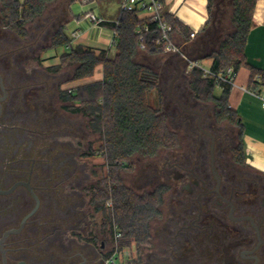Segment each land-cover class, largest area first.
<instances>
[{
	"label": "trees",
	"instance_id": "1",
	"mask_svg": "<svg viewBox=\"0 0 264 264\" xmlns=\"http://www.w3.org/2000/svg\"><path fill=\"white\" fill-rule=\"evenodd\" d=\"M79 1L0 0L1 26L6 37L26 39L29 30L38 27L42 21L45 27L50 24L49 28L53 32L50 31L44 38L48 40L45 50H70L63 52L60 63L49 70L57 73L67 67H74L73 75L67 82L91 78L99 66L103 67L102 80L72 89L61 88L59 99L64 110L82 115L87 120L89 132L100 137L98 148L84 154L86 157L102 156L108 167L104 183L94 188L91 202L95 210L102 213L113 239L116 227L122 233L123 240L129 244L135 242L141 248L151 238L152 223L162 214L164 195L169 187L158 184L153 191L139 194L123 182L119 170L131 168L135 157L153 158L160 152L173 151L179 146L180 136L170 121L173 113L179 118L185 114L173 101H165L162 74L147 62L148 59L169 58L168 62L173 61L177 67L176 57L166 53L159 44L161 32L156 23L141 20L136 13L121 10L116 12L115 20H106L101 24L117 33L114 57L110 56L109 49L96 50L83 44L73 46L74 38L68 33L67 25L72 20L71 5ZM218 1L208 0L209 19L193 40V30L164 8V18L172 26L173 41L177 45L187 44L186 49L206 46ZM93 2L104 13L106 5H119L121 0ZM163 2L165 5V0ZM256 3L257 0H224L217 20L218 35L211 42L214 48L197 54L195 58L211 59V69L216 72L232 68L237 73L243 66H249L251 83L256 75H260L262 86L264 71L250 65L245 53L254 24ZM145 25L149 26V31L143 32L145 49L141 50L137 30L144 29ZM187 78L194 99L212 103L216 122L225 123L235 130L238 144L232 149V156L238 163H245L244 124L239 113L229 107L232 87L221 86L222 93L216 96L214 90L218 84L213 79L204 78L201 69H193ZM112 253L106 257L109 258ZM49 261L47 259L44 264H49ZM134 264H140L139 259Z\"/></svg>",
	"mask_w": 264,
	"mask_h": 264
},
{
	"label": "rangeland",
	"instance_id": "2",
	"mask_svg": "<svg viewBox=\"0 0 264 264\" xmlns=\"http://www.w3.org/2000/svg\"><path fill=\"white\" fill-rule=\"evenodd\" d=\"M77 3L81 4L80 1ZM106 8L110 9L112 16H115L116 12L120 11V4H109ZM52 15L50 17H53ZM49 27H51L50 24L45 27L42 21L38 27L29 30L26 39L14 36L12 41H15L16 45L9 42L5 44L8 49L9 47L10 49L25 47L23 55L27 56V59L22 63L20 70H16L22 75L31 77V80L22 85L33 84L36 87H42L44 95L41 100L43 104L40 103L39 110L16 117H7L5 114L6 117L0 119V189H7L14 182L11 175L14 170L18 171L21 165H25L22 161L37 159L35 182L39 183V186L44 185V191H39L42 207L38 213L39 217L41 214L44 215V260L51 259L49 264H68L73 259L79 261V256L72 258L77 253L93 260V253L85 247V243L90 242L94 245L92 251L97 256L102 255L103 264H106V255L116 249L119 251L118 264H134L138 259L141 264L140 255L145 256L146 259L147 254L155 250L156 242L153 232L149 241L142 244L141 248H138L135 242L129 244L123 239L116 243L109 232V225L104 223L102 213H98L91 202L94 188L104 183L108 167L102 156H84L90 149L98 148L101 143L100 137L89 132L86 128L87 120L82 115L70 113L62 107L59 90L76 87L74 85L77 82H67L73 75L74 67H67L57 73L49 70L60 63L59 52L63 50L61 48L45 50L48 40L42 41L40 35L44 33L45 38L46 34L53 30ZM39 43L42 47L33 52L39 47L37 46ZM212 48L214 45L210 44L209 50ZM114 55L112 53L111 56L114 57ZM168 59H148L147 62L162 74L165 101L170 103L172 100L169 97L170 86L178 69L174 62L169 63ZM210 62L211 59L200 60L205 67H208ZM181 66L184 69V66ZM98 73L100 70L96 72ZM188 74L186 71L182 72V76L174 83L172 95L182 104L185 100L189 104H196L194 109H198L204 115L203 129L210 133L214 132L220 142H228L225 153L219 155L232 156L231 151L238 144L235 130L233 131L225 123L216 122L212 103L194 99L189 91ZM214 92L216 96H220L221 86H216ZM173 107L176 106L173 104ZM19 109L23 111V105H19ZM208 113L213 116L207 117ZM198 119L196 115H184L183 118H179V115L173 113L170 122L180 136L179 146L173 151L160 152L153 158L135 157L131 168L119 170L123 182L139 194L153 191L158 184H166L170 188L172 176H170V182L155 177L157 172L162 170L165 158L171 161L175 158L185 161L187 157L186 163L189 164L195 159L209 155L210 139L198 128ZM2 125L16 128L8 129ZM39 161L41 164H38ZM27 163L29 164L28 161ZM42 166H44V179L40 180L38 176L40 177L39 172ZM12 199L11 197L2 198L7 204ZM172 199L170 191L164 195L162 214L153 221V230L160 226L163 220L168 219ZM33 206V199L26 202L24 200L21 209L29 210ZM0 209H2L0 212L1 235L4 230L10 228L12 216H9V209L5 207ZM168 246L171 247V243ZM161 256L167 257V254L162 253ZM82 259L80 258V261ZM166 263H169V260Z\"/></svg>",
	"mask_w": 264,
	"mask_h": 264
},
{
	"label": "flooded vegetation",
	"instance_id": "3",
	"mask_svg": "<svg viewBox=\"0 0 264 264\" xmlns=\"http://www.w3.org/2000/svg\"><path fill=\"white\" fill-rule=\"evenodd\" d=\"M211 29L212 31L208 33L210 35L213 34L212 21ZM40 39L44 41V33L40 35ZM6 42L16 45L15 41L6 37L0 21V75L2 77V82L0 79V119L5 114L7 117H16L39 110L44 95L42 87H36L33 84L22 85L31 80V77L22 75L16 70L21 68L22 63L27 59V56L23 55L25 47L18 49L9 47L8 49ZM37 46L39 47L33 52L41 48L42 44L39 43ZM182 72H185L183 68L179 77L182 76ZM3 88L6 89V93ZM171 101H174L185 116L196 115L199 118V114L184 111L175 100ZM183 104L189 110L199 111L194 109L196 104H189L187 100ZM19 105H23V111L19 109ZM42 108L44 109V106ZM199 112L202 118L201 127H203L204 115L201 111ZM211 116L213 115L207 114V117ZM197 126L202 131L198 123ZM210 134L215 139L214 166L219 180L213 171L212 138L207 134L210 139L209 155L195 159L194 162L189 161V164L186 163L187 157L185 161L177 158L171 161L165 158L162 170L157 172L155 177L170 182V176H172L171 187L168 190L173 197L170 202L171 213L160 226L155 227L154 230L152 227L156 242L155 250L148 253L146 259L145 256L140 255L141 264H264V170L255 169L247 162L238 163L233 156L221 157L219 154L225 153L228 142H220L214 132ZM22 162H25V165H21L18 171L14 170L11 175L14 182L7 189L19 182L29 183L40 200V206L23 224L25 218L36 206V200L29 188L19 185L11 193L0 195V200L6 197L13 198L8 204L3 200L0 202V208L9 209V216H12L10 228L0 235V264H44L46 262L44 260V215L41 214L40 217L38 215L42 207L39 191H44V185L39 186V183L35 182L37 159H25ZM38 164L41 162L39 161ZM192 164L194 166H191ZM39 173L38 178L44 179V166ZM32 199L34 200L32 209H21L24 200L26 202ZM8 230L18 231L9 234L1 241ZM169 243L171 247L168 246ZM85 244L89 252L93 253V260L77 253L72 258L79 256V261L73 259L72 264H103L102 255L97 256L92 251L94 245L90 242ZM162 253L167 254V257L161 256ZM80 258H83L82 261ZM168 260L169 263H166Z\"/></svg>",
	"mask_w": 264,
	"mask_h": 264
},
{
	"label": "crops",
	"instance_id": "4",
	"mask_svg": "<svg viewBox=\"0 0 264 264\" xmlns=\"http://www.w3.org/2000/svg\"><path fill=\"white\" fill-rule=\"evenodd\" d=\"M80 2L81 4L76 2L71 5L72 20L67 25V31L72 38L74 32L79 33V37L74 39L73 46L83 44L96 50L109 49L110 56L112 53L116 54V46L112 44L114 39L113 30L94 25L86 18V14L89 11H94L107 21L115 20L116 15L112 16L113 14L109 8H106L103 13L96 2ZM207 4L208 0H165L166 10L196 33L200 31L209 19ZM253 22L254 24L248 37L245 53L250 65L258 67L264 71V0H257ZM195 48L196 47H193L189 50ZM61 49L63 50L62 52H59L60 55L63 52L70 50V48ZM212 62L213 61L211 60L208 68H211ZM99 70L100 73L96 74ZM102 79L103 67L99 66L93 77L74 81L77 82L74 86L100 81ZM235 84L236 86L232 87L229 96V107L232 110L237 111L242 117V122L245 128L244 151L246 162L250 164L251 167L263 171L264 109L258 98L242 90V87H248L251 84V69L249 66H243L236 73Z\"/></svg>",
	"mask_w": 264,
	"mask_h": 264
},
{
	"label": "built area",
	"instance_id": "5",
	"mask_svg": "<svg viewBox=\"0 0 264 264\" xmlns=\"http://www.w3.org/2000/svg\"><path fill=\"white\" fill-rule=\"evenodd\" d=\"M83 3L93 2V0H81ZM164 2L163 0H121L120 10L127 13H136L139 15L141 20H151L156 23L160 32L161 38L159 44L162 46L166 53L174 55L176 59L178 57H186L181 65L184 66V70L190 73L193 69L198 68L203 72L204 78L213 79L219 86L229 85L231 87L236 86L235 78L236 72L232 68L216 72L211 68L205 67L200 63L199 59L186 56L189 49H186V45H177L171 38L172 26L164 18ZM86 18L90 20L96 26H101V24L106 21L100 14L89 11L86 14ZM118 24V22H116ZM149 31V26L145 25L144 29L139 28L137 34L139 35V47L141 50L145 49L143 32ZM114 32V31H113ZM196 32L191 34V38L194 39ZM79 37L78 32L73 33V38ZM112 44L116 46L117 44V33L114 32V39ZM261 76L256 75L253 82L248 87H242V90L256 98H258L262 103V108L264 109V85L261 86ZM259 85V86H258ZM115 237L114 240L117 243L122 239V233L118 231L115 227ZM119 251L116 249L112 255L107 258L106 264H118L119 261Z\"/></svg>",
	"mask_w": 264,
	"mask_h": 264
},
{
	"label": "water",
	"instance_id": "6",
	"mask_svg": "<svg viewBox=\"0 0 264 264\" xmlns=\"http://www.w3.org/2000/svg\"><path fill=\"white\" fill-rule=\"evenodd\" d=\"M223 2H224V0H219V1L216 3V10H215V13H214L213 18H212L213 34L208 38L207 43H206V46H205V47H196L195 49H193V50H191V51H188L187 54H186V56H188V57H192V58H195V57L197 56L198 53H205V52H207V51L209 50V48H210V42H211L212 40H214V38L216 37L217 32H218L217 19H218L219 12H220V10H221V4H222ZM185 58H186V57H185ZM185 58H184V57H178V58L176 59V64H177V66H178V73H177L176 77L173 79V81L171 82L170 91H169V96H170L173 100H175V101L178 103V105H179L184 111L199 114L198 125H199V127H201V119H202V118H201L200 112H199V111H196V110H189V109H187V108H186V107H185V106L179 101V99H177L176 97H174V96L172 95V89H173V87H174V83H175L176 80L179 78L180 73H181V71H182L181 63L184 61ZM0 79H1V82H2V77H1V75H0ZM3 90H4V92L6 93V89L3 88ZM1 100H2V98H1ZM0 113H1V106H0ZM0 125H1V124H0ZM2 126H3V125H2ZM3 127L8 128V129L16 128V127H6V126H3ZM18 129H19V128H18ZM201 129H202V131H203L204 133H206L207 135H209V136L212 138V151H211V152H212L213 171H214L215 175L217 176V178H218V180H219L218 173H217L216 168H215V166H214V145H215V139H214V137H213L210 133H208L209 131H208V132H207V130L205 131V129H203V127H201ZM19 185H25V186H27V187L29 188L30 192L32 193L33 197H34L35 200H36V206H35L34 210H33V211H32V212H31V213L25 218V220L23 221V224H24L25 221H26V219H27L28 217H30L31 215H33V214L38 210V208H39V206H40V200H39L38 196L36 195V193L34 192L32 186H31L29 183L19 182V183H16L15 185H13L10 189H7V190H0V195H1V194H9V193H11V192H12L17 186H19ZM23 224H22V225H23ZM17 231H18V230H8V231H6L5 234H4V236H3V239H2L1 241H3V240H4L9 234L14 233V232H17ZM59 255H60V254H59ZM60 256H62V255H60ZM62 257H64V256H62ZM64 258H69V257H64Z\"/></svg>",
	"mask_w": 264,
	"mask_h": 264
}]
</instances>
